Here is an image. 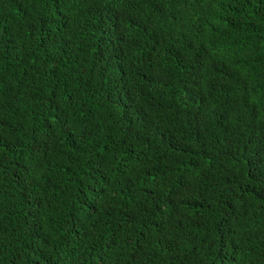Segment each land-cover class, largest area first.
Instances as JSON below:
<instances>
[{
  "label": "trees",
  "instance_id": "trees-1",
  "mask_svg": "<svg viewBox=\"0 0 264 264\" xmlns=\"http://www.w3.org/2000/svg\"><path fill=\"white\" fill-rule=\"evenodd\" d=\"M0 264H264V0H0Z\"/></svg>",
  "mask_w": 264,
  "mask_h": 264
}]
</instances>
